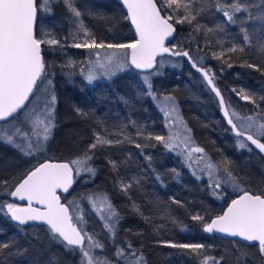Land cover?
I'll return each instance as SVG.
<instances>
[{
	"label": "snow or ice",
	"instance_id": "1",
	"mask_svg": "<svg viewBox=\"0 0 264 264\" xmlns=\"http://www.w3.org/2000/svg\"><path fill=\"white\" fill-rule=\"evenodd\" d=\"M127 10L125 19L130 21L135 29V39L130 43H107L97 40L81 19L83 13L75 0H0V144H6L18 150L24 156H40L45 153L47 143L56 127V106L58 103L52 80L47 72L48 65L43 57V45L55 49L65 46L85 49L89 58L86 67L81 66L80 74L88 84L99 78L110 79L118 72L138 70L143 87L141 94L150 97L163 114L164 126L168 135H145L142 125L137 126V137L155 140L162 144L169 152L181 156L197 180L204 176L209 178V187L213 195L221 196L223 189L231 186L241 194L232 199L222 215H217L211 221H206L201 215L192 216L193 220L202 222L205 233H220L226 237H238L249 244L255 243L258 252L264 257V191L259 194L241 188L237 178L227 167L228 161L215 162L206 150L199 146L179 111L176 100L171 95L158 96L153 90L151 77L160 75L159 68H163L165 60L157 57H184L191 67L203 76V80L216 97L225 120L231 127L237 139V147L252 151L249 144L264 154V119L259 113L240 115L225 100L214 83L211 69H205L187 50H183L179 43L167 46L166 41L174 38L175 24H188L193 31L200 33L226 32L224 23L216 28H204L199 19L211 12L222 14L227 25H239L243 44L233 43L227 49L229 53L244 52L246 46L252 45L253 37L257 40L261 51H264V0H120ZM54 4H62L67 19L72 24V43L65 45L50 31H45L39 38L36 34L38 12L47 15L54 14ZM174 21V23H173ZM82 34V35H81ZM67 39V38H65ZM100 50H110L104 51ZM225 52H213L212 58L222 60ZM95 56V60L90 57ZM75 62L69 60L64 67L74 68ZM159 66V67H157ZM246 66L256 71L257 65L247 63ZM231 68L232 64L228 63ZM157 69L156 71H150ZM237 96L249 104L260 108L255 99V93L241 88L233 89ZM123 99V98H122ZM264 99V97H261ZM125 103L128 101L125 99ZM79 116L86 118L88 113L77 108ZM115 134L123 139L110 138ZM94 140L87 145L86 150L68 162H39L18 181L14 190L6 194L19 201H26V206L13 202H0V214L10 219L26 231L25 225L42 224L46 226V234L50 243L63 245L65 250L78 252L80 264H145L143 253L135 249L128 242L126 247L116 245L117 228L121 216L111 197L105 190L94 189L77 200L61 202L58 192L68 193L74 183V177L82 174L96 176L94 150L100 147H116L125 142L134 144L138 149L153 147L135 142L123 128L115 133L102 131L93 132ZM248 142V143H245ZM143 155V152H141ZM151 163V157L145 155ZM108 164L116 174L115 186L119 191L130 196V190L139 179H127L119 173V164L115 160H108ZM195 165V167H193ZM159 178V177H157ZM87 182V181H86ZM7 183V181H4ZM86 202V207L84 206ZM173 203H179L173 199ZM39 205V207H36ZM71 206V208H70ZM132 208L137 213L140 207L133 201ZM6 209V212H5ZM94 214V219L102 225L103 233L112 241L114 251L112 256L105 254V244L87 229L88 218ZM145 220L148 217H144ZM34 222V223H32ZM164 246L184 250L188 254L201 256L206 245L202 243L164 242ZM5 249H8L5 252ZM12 245L0 243V254L6 258L13 256ZM243 255V254H241ZM222 257L203 255L200 264H221Z\"/></svg>",
	"mask_w": 264,
	"mask_h": 264
},
{
	"label": "trees",
	"instance_id": "2",
	"mask_svg": "<svg viewBox=\"0 0 264 264\" xmlns=\"http://www.w3.org/2000/svg\"><path fill=\"white\" fill-rule=\"evenodd\" d=\"M75 3L83 13L81 19L98 41L116 43L132 40L125 14L114 0H75ZM53 7V15H41L38 12L36 34L39 37L40 31H50L57 39L69 45L72 43V24L67 19L70 14L66 13L62 4H54ZM198 19L204 28L215 29L217 24L224 23L226 32L197 33L192 26L175 24L173 21L176 31L171 45L179 43L198 63L202 61L205 69H211L216 87L240 115L259 113L260 118L264 119V99H261L264 97V74L246 66L247 63H252L264 70V51H261L257 40L253 37L252 45L246 46L244 52L229 53L227 49L234 42L243 44L239 25H227L222 14L214 11ZM63 48L66 53L61 55L58 51L51 54L43 47L42 54L46 64L54 62L47 68L53 83L61 73L68 76L72 74L60 64V60H73L74 54L81 50L68 46ZM221 50L225 52L223 59H213L212 53ZM173 60L176 61L177 68L172 72H164L162 77L153 78V86H160L175 98L180 114L192 129L196 143L212 159L221 157L222 160H227L229 171L237 178L241 187L257 194L264 191V157L255 150L237 149L234 137L229 135L226 123L219 116V99L203 80V76L191 67L186 58L173 57ZM228 63L232 64L231 68ZM131 76L127 72L117 74L106 81V84H98L96 92H93L92 87L74 89L72 83H69L70 89L69 86L62 88L65 93H57L56 127L42 157L70 161L81 155L87 145L93 142V132L96 130H103L107 134L128 127L129 131L125 133L135 142L154 145L153 141L136 136V125H142L146 135L148 122L156 120L161 123L163 131V121L150 97L141 94ZM241 88L255 93L260 108L241 100L233 91ZM125 99L128 103L124 102ZM77 108L88 113V116H79ZM111 138L123 139L115 134ZM145 155L151 157L150 164ZM94 156L91 163L97 170L96 176L87 174V182L82 187L83 194L100 189L107 191L111 197L121 216L116 245L126 247L131 242L135 249L143 253L147 264H200L202 255L196 256L184 250L165 247L164 242L169 241L202 243L208 247L209 256L223 258L221 264H264V257L260 256L258 246L220 239L202 231V222L193 220L192 216L198 214L207 221L223 205L215 200L209 184L203 178L197 180L180 156L167 151L162 144L160 149H155L154 146L138 149L134 144L125 142L116 147L97 148ZM109 159L118 162L121 176L139 179V184L130 190L132 199L115 186L116 174L108 164ZM29 162L15 148L0 144V202L10 201L6 193L32 166ZM228 191L225 189L224 201L237 193L231 194ZM173 199L179 203H173ZM133 201L140 207L143 215L133 210ZM145 216L148 217L147 220ZM88 220L87 229L98 234V238L105 244L106 254L110 256L114 251L112 241L103 233L98 220L91 217ZM20 227L8 216L0 214V243L11 244L13 252L19 249V252L7 258L0 254V264H80L78 252L73 253L65 250L63 245L50 243L45 226H23L26 231H20Z\"/></svg>",
	"mask_w": 264,
	"mask_h": 264
},
{
	"label": "rangeland",
	"instance_id": "3",
	"mask_svg": "<svg viewBox=\"0 0 264 264\" xmlns=\"http://www.w3.org/2000/svg\"><path fill=\"white\" fill-rule=\"evenodd\" d=\"M41 15H46L45 13H43V12H39ZM44 33H45V31H40V34H39V38H42L43 36H44ZM116 43H130L129 41H126V40H121V41H118V42H116ZM65 45H68L67 43H64ZM69 44H71V43H69ZM172 45H175V44H172ZM171 45V46H172ZM43 47L44 48H46V51H48L49 53H51V54H53V53H55L56 51H58V53L59 54H61V55H63L62 53H66V49L65 48H61V47H59V46H57L55 49H53V48H50L49 46H47V45H43ZM42 47V48H43ZM61 48V49H60ZM102 53L104 52V51H110V50H100ZM77 53V52H76ZM74 59L72 60V61H74L75 62V64H76V66L74 67V68H66V69H68V70H70L71 72H73V76H72V74L70 75V76H68V78L69 79H73V77L76 75L77 77H76V79H75V82H77V83H79L80 85H87V86H91L92 84H94V83H96V82H100V81H109L110 79H105V78H99V79H97V80H95L92 84H88L87 83V81L84 79V77L80 74V69H81V66H84V67H86L87 65L85 64V61L89 58V53H88V51L87 50H85V49H81V50H78V53L77 54H74ZM92 60H95V56H91L90 57ZM160 59H164L165 60V65H164V67L163 68H159V71H160V73H162V74H160V75H154V76H152L151 77V80L153 79V78H155V77H162L163 75H164V72H172L174 69H176L177 68V63H176V61L175 60H173V57H170V56H164V57H160V58H158L157 60H160ZM71 60V59H70ZM68 58L66 59L65 58V60H63V59H61L60 60V64L61 65H66L67 63H68ZM52 63H54V62H52V61H50V62H48V65H51ZM157 67H159V66H157ZM157 69H153V70H151V71H156ZM123 72H127L129 75H132L131 77H132V79L134 80V82L138 85V87H139V91L141 92V88L143 87V82H142V80H141V75L139 74V73H134L133 74V72L131 71V70H127V71H123ZM120 73H122V72H118L117 74H120ZM116 74V75H117ZM71 76H72V78H71ZM114 77V76H113ZM160 85H162V86H164L165 84H160ZM153 90L156 92V94L158 95V96H160V95H170L169 94V92L168 91H164V90H162V88L160 87V86H153ZM151 99V98H150ZM152 100V99H151ZM152 103H153V105L155 106V109L158 111V113H159V115L161 116V118H162V121H163V131H162V135H165V136H167L168 135V129L167 128H165V126H164V118H163V114L159 111V109H158V107H157V105H156V103H154L153 102V100H152ZM218 103V105H219V101L217 102ZM217 105V106H218ZM220 108V107H219ZM233 109V108H232ZM235 111L237 112V110L235 109ZM220 112H221V114H222V116L224 117V115H223V113H222V111H221V109H220ZM238 113V112H237ZM239 114V113H238ZM225 119V118H224ZM225 123H226V125H227V127H228V130H229V134L231 135V136H233L234 137V142L237 144V139H241V140H243V137H240V138H238V137H236L235 136V134L232 132V130H231V127L229 126V124L227 123V121L225 120ZM245 143H248V142H246L245 141ZM6 145V144H5ZM8 146V145H7ZM10 147V146H9ZM237 147V146H236ZM249 147H251L252 148V150H255V151H257V152H259V150L258 149H255V147L254 146H252V145H250L249 144ZM12 148V147H11ZM237 149H239L238 147H237ZM246 150H248L247 148H245ZM174 153V152H173ZM175 154V153H174ZM43 155L41 154L40 156H38V157H36V156H32V157H29V156H24V157H26V159H28V160H30V162H29V164L31 165V164H33L36 160H40V159H44L43 157H42ZM180 158L182 159V161L184 162V160H183V158L180 156ZM213 161H215V162H221L222 161V158L221 157H217V158H214L213 159ZM184 165L185 166H187V164L184 162ZM188 167V166H187ZM193 167H195V165L193 166ZM189 168V167H188ZM190 169V168H189ZM192 172V171H191ZM202 175V178L209 184V178L207 177V176H204L203 174H201ZM240 185V184H239ZM240 187H241V185H240ZM241 188H243V187H241ZM225 189H227V190H229L228 192L229 193H233V192H238V191H234L233 190V188L229 185V186H227V187H225L224 189H223V192H222V195L221 196H216V195H213V197L215 198V200L216 201H220V200H223L224 198H225ZM210 191H213V189L211 188L210 189ZM231 193V194H232ZM212 194V193H211ZM230 194V195H231ZM69 201H71V200H69ZM10 202V201H9ZM85 205H86V202H85ZM84 205V206H85ZM70 208H71V206H70ZM91 218H93L94 217V214H92V216H90ZM113 252V251H112Z\"/></svg>",
	"mask_w": 264,
	"mask_h": 264
},
{
	"label": "flooded vegetation",
	"instance_id": "4",
	"mask_svg": "<svg viewBox=\"0 0 264 264\" xmlns=\"http://www.w3.org/2000/svg\"><path fill=\"white\" fill-rule=\"evenodd\" d=\"M117 37H118V35H117ZM120 37V36H119ZM117 40H119L118 38H117ZM74 74H73V72H72V76H73ZM77 75V74H76ZM74 76L73 77V79H69L68 78V75H65L64 73H61L58 77V80L55 82V83H53L52 82V87L54 88V91H55V94H56V96H57V93H58V95H59V93L61 92H63V94L65 93V91H64V89H62V88H67L68 86V89H70V85H69V83H72V84H74V89H80V88H85V87H87L88 89H90L89 87H92L93 89H94V91L93 92H96L99 88H98V84H106L107 82L106 81H100V82H96V83H94V84H92L91 86H87V85H80L79 83H77V82H75V79H76V77L77 76ZM70 76V75H69ZM72 76H71V78H72ZM111 78H113V77H111ZM51 80L53 81V78H51ZM67 86V87H66ZM79 87V88H78ZM95 89H97V90H95ZM66 90V89H65ZM57 100H58V98H57ZM218 105V104H217ZM218 108H217V110L219 109V111H220V108H219V105L217 106ZM220 114V113H219ZM219 116H221L222 117V119H223V121H224V124H225V119H224V117L220 114ZM150 119V121H151V117H149ZM224 127H226V126H224ZM146 129H147V134L148 133H152V134H160V135H162V128H161V123H158V122H156V120L155 121H153V123L151 122H148L147 123V125H146ZM96 131H98V130H96ZM128 131H129V128L127 127V129H124V132H127L128 133ZM228 132H229V130H228ZM146 134V135H147ZM230 135V134H229ZM231 136V135H230ZM111 138V137H110ZM151 141H153L154 142V147H155V149H160V144H158L155 140H151ZM150 141V142H151ZM103 148H107V147H103ZM41 161V160H40ZM39 161V162H40ZM38 163V161L37 162H35V163H33L32 164V166L29 168V169H31L35 164H37ZM29 169H27L26 170V172L29 170ZM25 172V173H26ZM24 173V174H25ZM23 174V175H24ZM22 175V176H23ZM22 176H20L15 182H14V184L12 185V187H11V189L13 188V186L19 181V179L22 177ZM87 174L85 173V174H82L81 176H79V177H74V183H73V185H72V187H71V189L69 190V192L68 193H64V194H59L60 196H61V198H62V202L63 203H65V204H68V201L69 200H77L80 196H81V194H83V192H84V189H82V187L83 186H85V184H86V180H87ZM11 189H10V191H11ZM238 193V192H237ZM236 193V194H237ZM236 194H234V195H236ZM234 195H231V197H233ZM230 197V198H231ZM8 198H9V195H8ZM230 198H228L227 199V201L230 199ZM10 200V199H9ZM227 201H224V200H220V201H218L219 202V204H222L223 206L226 204V202ZM223 206L221 207V209L223 208ZM221 209H220V211H221ZM219 211V212H220ZM218 212V213H219ZM217 213V214H218ZM217 214H215V215H217ZM214 215V216H215ZM213 217V216H212ZM210 219V218H209ZM208 219V220H209ZM207 220V221H208ZM225 240H227V239H225ZM230 240V239H229ZM237 242V241H236ZM253 245H255V244H253ZM106 253H108V252H106L105 251V254ZM106 255H108V254H106ZM110 256H112V254H109ZM203 255H209V253H208V247H206V250H205V252L204 253H202V258H203ZM144 260H145V264H147V260L144 258ZM198 260H200L199 258H198Z\"/></svg>",
	"mask_w": 264,
	"mask_h": 264
},
{
	"label": "water",
	"instance_id": "5",
	"mask_svg": "<svg viewBox=\"0 0 264 264\" xmlns=\"http://www.w3.org/2000/svg\"><path fill=\"white\" fill-rule=\"evenodd\" d=\"M121 8H122V10H123V12H124V14H125V16H126V14H127V10L126 9H124V7H123V5H122V3L120 2V0H114ZM126 21H127V24H128V27L130 28V30H131V32H132V36H133V38H132V40L130 41V42H132L136 37H135V29L132 27V25H131V23H130V21H128L127 19H126ZM174 36H175V33H174ZM169 40H170V43H169V41H166V45L167 46H171V43H172V41H173V38H169ZM165 56H167V54H165ZM158 58H160V57H157V59ZM132 72H135V73H139L138 72V70H136V69H134V68H132V69H130ZM153 70V69H152ZM151 71V70H150ZM263 157H264V154H261ZM45 161H49V162H53V163H57V162H68V161H66V160H59V159H48V158H45V159H43V160H41L40 162H45ZM34 166H37V164H35ZM33 166V167H34ZM32 167V168H33ZM31 168V169H32ZM31 169H29V170H31ZM28 170V171H29ZM27 171V172H28ZM26 172V173H27ZM26 173L24 174V175H26ZM24 175L19 179V180H21L23 177H24ZM262 177H263V179H264V169L262 170ZM18 183V182H17ZM16 183V184H17ZM15 184V185H16ZM15 185L13 186V188L11 189V191L12 190H14V188H15ZM72 187V186H71ZM71 189V188H70ZM69 189V190H70ZM58 194H64V192H58ZM241 193L240 192H238L236 195H234L233 197H231L227 202H226V204L223 206V208L221 209V211L217 214V215H222L223 214V212L227 209V206L231 203V201H232V199H235V198H237L239 195H240ZM9 199H10V202H13V203H16L17 205H20V206H26V204H27V202L26 201H19V200H15L14 198H12L11 196H9ZM62 202V201H61ZM63 203V202H62ZM65 204V203H64ZM36 207H39V205H36ZM217 215H215V216H213V217H211L208 221L210 222L211 221V219H213V218H215ZM10 218V217H9ZM11 220V219H10ZM12 221V220H11ZM12 222H14V221H12ZM15 224H16V222H14ZM32 223H34V222H32ZM37 225H42V224H36L35 226H37ZM26 226V225H25ZM28 226H32L31 224L30 225H28ZM43 226H45V225H43ZM46 227V226H45ZM202 231H203V229H202ZM214 236H216L217 238H220V239H227V240H229V239H231V240H235V241H237V242H239V243H241V244H244V245H253V244H255V243H253V244H249L248 242H246V241H241L238 237H226V236H223L222 234H220V233H212Z\"/></svg>",
	"mask_w": 264,
	"mask_h": 264
}]
</instances>
